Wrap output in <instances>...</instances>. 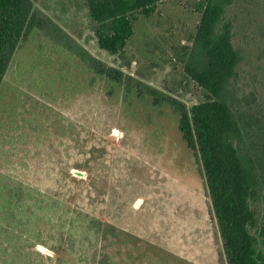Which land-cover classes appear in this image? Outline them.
Returning <instances> with one entry per match:
<instances>
[{
    "label": "rangeland",
    "instance_id": "1",
    "mask_svg": "<svg viewBox=\"0 0 264 264\" xmlns=\"http://www.w3.org/2000/svg\"><path fill=\"white\" fill-rule=\"evenodd\" d=\"M32 1L45 26L21 40L0 85V264H227L171 105L204 99L184 74L201 0L138 14L118 54L99 47L86 0ZM226 20L236 102L262 130L261 1L236 0ZM254 208L264 218V186Z\"/></svg>",
    "mask_w": 264,
    "mask_h": 264
},
{
    "label": "trees",
    "instance_id": "2",
    "mask_svg": "<svg viewBox=\"0 0 264 264\" xmlns=\"http://www.w3.org/2000/svg\"><path fill=\"white\" fill-rule=\"evenodd\" d=\"M163 1L86 0L99 47L120 53L133 36L137 15H151ZM235 1L199 2L201 17L186 48L184 74L204 99L190 109L176 101L171 105L177 106L179 131L203 170L227 264H264V218L254 208L264 186V142L251 146L256 134L264 139V129L256 119L242 117L232 89L241 56L226 12ZM44 26L32 0H0V85L21 40Z\"/></svg>",
    "mask_w": 264,
    "mask_h": 264
}]
</instances>
